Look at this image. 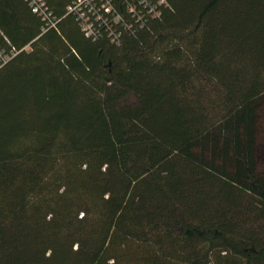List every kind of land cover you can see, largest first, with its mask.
Masks as SVG:
<instances>
[{
    "label": "trees",
    "instance_id": "trees-1",
    "mask_svg": "<svg viewBox=\"0 0 264 264\" xmlns=\"http://www.w3.org/2000/svg\"><path fill=\"white\" fill-rule=\"evenodd\" d=\"M0 0V264H264V0H167L120 44Z\"/></svg>",
    "mask_w": 264,
    "mask_h": 264
},
{
    "label": "built area",
    "instance_id": "built-area-1",
    "mask_svg": "<svg viewBox=\"0 0 264 264\" xmlns=\"http://www.w3.org/2000/svg\"><path fill=\"white\" fill-rule=\"evenodd\" d=\"M46 27H56L57 21L43 0H25ZM170 5L167 0H74L68 7L79 22L85 36L93 41L107 38L120 44L124 35H135L149 20L158 19ZM19 51L0 45V70Z\"/></svg>",
    "mask_w": 264,
    "mask_h": 264
},
{
    "label": "rangeland",
    "instance_id": "rangeland-1",
    "mask_svg": "<svg viewBox=\"0 0 264 264\" xmlns=\"http://www.w3.org/2000/svg\"><path fill=\"white\" fill-rule=\"evenodd\" d=\"M261 152V164L263 163V166H264V138H263V143L261 144V148H260Z\"/></svg>",
    "mask_w": 264,
    "mask_h": 264
}]
</instances>
